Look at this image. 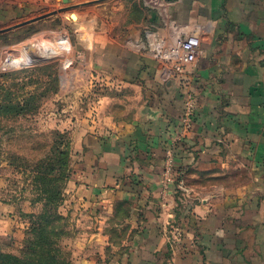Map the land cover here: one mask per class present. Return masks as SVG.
<instances>
[{
  "label": "crops",
  "instance_id": "0c3cea01",
  "mask_svg": "<svg viewBox=\"0 0 264 264\" xmlns=\"http://www.w3.org/2000/svg\"><path fill=\"white\" fill-rule=\"evenodd\" d=\"M16 6L0 0V20ZM141 6L144 18L120 35L113 23L90 42L101 51L96 70L131 87L136 111L76 131L66 206L106 242L112 220L133 232V264H264V0ZM96 11L83 6L78 17ZM196 32L200 53L182 76L152 50ZM12 212L0 202V234L14 226Z\"/></svg>",
  "mask_w": 264,
  "mask_h": 264
},
{
  "label": "rangeland",
  "instance_id": "374dc122",
  "mask_svg": "<svg viewBox=\"0 0 264 264\" xmlns=\"http://www.w3.org/2000/svg\"><path fill=\"white\" fill-rule=\"evenodd\" d=\"M2 1L17 3V10L0 20V104L13 100L24 110L4 116L0 131V202L13 208L15 221L9 232L0 234V245L19 254L29 237V214L42 210V204L34 202L38 197L35 166L49 157L57 160L58 154H51L57 143L67 155L66 167L53 178L64 186L62 255L69 264H133L128 261L133 232L129 234L126 226L118 229L116 224L121 222L112 220L106 228L110 241L91 236V220L80 216L81 210L67 207L65 197L75 174L76 131L84 127L83 122L94 119L107 124L106 117L129 119L136 111L131 87H122L116 78L96 70L101 51L95 52L90 42L97 36L104 39L113 23L118 26L113 32L120 35L125 26L144 18L143 0ZM83 6H92L96 14L81 20L78 12ZM43 16L42 21L19 27ZM49 46L60 51L45 59ZM25 55L37 63L25 64ZM10 58L14 63L7 66ZM181 120L186 131L183 115ZM122 211L129 212L126 206Z\"/></svg>",
  "mask_w": 264,
  "mask_h": 264
},
{
  "label": "trees",
  "instance_id": "16d2710c",
  "mask_svg": "<svg viewBox=\"0 0 264 264\" xmlns=\"http://www.w3.org/2000/svg\"><path fill=\"white\" fill-rule=\"evenodd\" d=\"M24 107L21 104L8 100L0 104V131L3 128V118L9 114H22ZM57 155V160L51 157L39 162L35 166L37 199L35 203L42 204L40 213L29 214V237L23 243L19 254L7 252L0 245V264H69L62 255L60 241L63 239L61 221L64 219L60 213L63 202L64 186L54 181V174L66 167V153L55 143L51 150ZM58 165V166H57Z\"/></svg>",
  "mask_w": 264,
  "mask_h": 264
},
{
  "label": "built area",
  "instance_id": "2783aa9c",
  "mask_svg": "<svg viewBox=\"0 0 264 264\" xmlns=\"http://www.w3.org/2000/svg\"><path fill=\"white\" fill-rule=\"evenodd\" d=\"M201 44V35L196 32L180 38L172 44L160 41L153 46L152 50L162 60L164 66L177 75L182 76L189 72L191 67L197 62ZM191 100V98L187 99L183 114V122L186 129L191 128L194 115V102Z\"/></svg>",
  "mask_w": 264,
  "mask_h": 264
},
{
  "label": "bare ground",
  "instance_id": "6f19581e",
  "mask_svg": "<svg viewBox=\"0 0 264 264\" xmlns=\"http://www.w3.org/2000/svg\"><path fill=\"white\" fill-rule=\"evenodd\" d=\"M76 15V14H75ZM77 16V15H76ZM44 46V45H42ZM59 51L60 49L56 46H49L46 50H45V55L43 56L45 59H50L52 58L54 55H57L59 54ZM18 61V60H16ZM22 61L25 63V64H34V63H37L38 60H34V58L30 55H25L24 58L22 59ZM19 62V61H18ZM14 63V60L12 58H10L6 65L7 66H11L13 65Z\"/></svg>",
  "mask_w": 264,
  "mask_h": 264
},
{
  "label": "water",
  "instance_id": "95a60500",
  "mask_svg": "<svg viewBox=\"0 0 264 264\" xmlns=\"http://www.w3.org/2000/svg\"><path fill=\"white\" fill-rule=\"evenodd\" d=\"M71 1H72V0H64V3H69V2H71ZM45 18H46V16L38 17V18H36V19H32V20H30V21H27V22L22 23L21 25H19V27H21V26H25V25H29V24H32V23L37 22V21L44 20ZM16 27H17V26H16Z\"/></svg>",
  "mask_w": 264,
  "mask_h": 264
}]
</instances>
